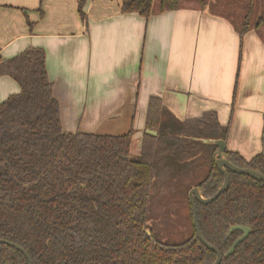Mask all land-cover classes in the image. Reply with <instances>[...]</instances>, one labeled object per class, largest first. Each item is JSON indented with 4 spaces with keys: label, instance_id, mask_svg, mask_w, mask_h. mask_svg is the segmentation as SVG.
<instances>
[{
    "label": "trees",
    "instance_id": "trees-1",
    "mask_svg": "<svg viewBox=\"0 0 264 264\" xmlns=\"http://www.w3.org/2000/svg\"><path fill=\"white\" fill-rule=\"evenodd\" d=\"M200 8L230 16L240 37L263 23L252 21L259 0L229 15L224 0H195ZM223 1V2H222ZM264 6V0H261ZM84 0L78 1L83 15ZM181 0H121L122 12L148 16L177 9ZM234 18H238L236 22ZM30 25V22H28ZM19 91L0 102V239L19 244L32 264H211L215 252L196 236L188 190L215 193L223 174L214 162V141H226L229 126L214 110L178 119L161 100L147 102L140 151L130 153L132 129L121 134L67 132L45 67L41 47L27 46L1 59ZM260 150L250 158L228 149L240 167L264 173V110ZM229 184L215 199L195 200L202 236L221 253L250 226L247 236L219 264H264V181L228 170ZM177 191L186 207L188 231L177 242L159 241L147 224L158 195ZM149 230V233L146 231ZM0 264H28L15 247L0 242Z\"/></svg>",
    "mask_w": 264,
    "mask_h": 264
},
{
    "label": "crops",
    "instance_id": "crops-1",
    "mask_svg": "<svg viewBox=\"0 0 264 264\" xmlns=\"http://www.w3.org/2000/svg\"><path fill=\"white\" fill-rule=\"evenodd\" d=\"M0 0V58L41 47L64 131L121 134L138 154L149 97L178 119L214 110L226 147L245 158L261 147L263 23L241 37L228 16L181 0L148 16L121 0ZM30 22V25L28 24ZM0 75V102L19 91Z\"/></svg>",
    "mask_w": 264,
    "mask_h": 264
},
{
    "label": "rangeland",
    "instance_id": "rangeland-1",
    "mask_svg": "<svg viewBox=\"0 0 264 264\" xmlns=\"http://www.w3.org/2000/svg\"><path fill=\"white\" fill-rule=\"evenodd\" d=\"M186 2H194L199 6L195 0H186ZM224 3L231 17H234L235 13L240 16L245 12V0H224ZM259 3L262 5L261 0ZM261 5L258 6L257 4L253 7L252 21H256L260 15L264 18V6L261 7ZM234 20L237 22L238 18H234ZM256 32H264V21L261 29ZM186 212L185 205L177 201V191L174 188L171 192L156 196L150 203L147 224L159 241L177 242V240L184 238L188 231Z\"/></svg>",
    "mask_w": 264,
    "mask_h": 264
},
{
    "label": "water",
    "instance_id": "water-1",
    "mask_svg": "<svg viewBox=\"0 0 264 264\" xmlns=\"http://www.w3.org/2000/svg\"><path fill=\"white\" fill-rule=\"evenodd\" d=\"M144 131L149 132V133H153V134L156 133L155 130H152L149 128H145ZM203 140L204 141H214L218 145V149L214 152L213 157H214L215 165L220 170V172L223 174V181H222L221 185L218 187V189L215 191V193L212 194L211 196H208V197H204L201 194L200 188L198 186H192L188 190V199H189V202H190L191 207H192V222H193V225L195 228L196 236L206 247H208L209 249H211L215 252V259L211 264H219L222 257H227L229 254H231L233 252L234 248L236 247V245L247 236V234L250 230V226L243 225V224H232V225H230L228 230H227V234H229V232L235 228L240 229L242 231V234L233 240V242L230 244V246L227 248V250L225 252L221 253V251L217 247H215L214 245L209 243L202 236V234L199 230V226H198V222H197V210H196L195 200H198L202 203H207V202H210L213 199H215L222 191H224L229 184L228 170H231L233 172H237L240 174H246V175H249V176H251L257 180H262V181H264V173L259 172V171L254 170V169H251L249 167H240V166H237L236 164L232 163L227 157H225L223 155V151L226 148V142L223 139H203ZM146 231L149 233L148 229H146ZM0 242L6 243V244L11 245V246L15 247L16 249H18L26 257L27 263L32 264L31 258L29 256L28 252L25 250V248H23L22 246H20L17 243H14V242L6 240V239H0Z\"/></svg>",
    "mask_w": 264,
    "mask_h": 264
},
{
    "label": "flooded vegetation",
    "instance_id": "flooded-vegetation-1",
    "mask_svg": "<svg viewBox=\"0 0 264 264\" xmlns=\"http://www.w3.org/2000/svg\"><path fill=\"white\" fill-rule=\"evenodd\" d=\"M214 154V153H213Z\"/></svg>",
    "mask_w": 264,
    "mask_h": 264
}]
</instances>
